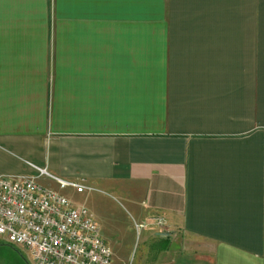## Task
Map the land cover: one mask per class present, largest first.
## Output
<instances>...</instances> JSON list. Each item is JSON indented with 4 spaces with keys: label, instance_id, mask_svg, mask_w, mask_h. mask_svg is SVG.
Returning <instances> with one entry per match:
<instances>
[{
    "label": "crops",
    "instance_id": "obj_1",
    "mask_svg": "<svg viewBox=\"0 0 264 264\" xmlns=\"http://www.w3.org/2000/svg\"><path fill=\"white\" fill-rule=\"evenodd\" d=\"M0 177L108 196L110 264H264V0H0Z\"/></svg>",
    "mask_w": 264,
    "mask_h": 264
},
{
    "label": "built area",
    "instance_id": "obj_2",
    "mask_svg": "<svg viewBox=\"0 0 264 264\" xmlns=\"http://www.w3.org/2000/svg\"><path fill=\"white\" fill-rule=\"evenodd\" d=\"M57 183L77 193L85 189ZM0 240L29 252L31 264L111 263V251L86 207L32 178L0 177Z\"/></svg>",
    "mask_w": 264,
    "mask_h": 264
},
{
    "label": "rangeland",
    "instance_id": "obj_3",
    "mask_svg": "<svg viewBox=\"0 0 264 264\" xmlns=\"http://www.w3.org/2000/svg\"><path fill=\"white\" fill-rule=\"evenodd\" d=\"M65 196L68 197L76 204H80L86 207L89 212H92L97 208L98 202H107L108 196L103 194H78L71 189H65ZM68 195V196H67ZM110 200V199H109ZM111 202H114L113 200ZM14 248V249H13ZM19 251L20 254L17 252ZM0 264H31V256L29 252L21 248H0Z\"/></svg>",
    "mask_w": 264,
    "mask_h": 264
}]
</instances>
